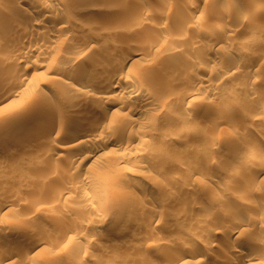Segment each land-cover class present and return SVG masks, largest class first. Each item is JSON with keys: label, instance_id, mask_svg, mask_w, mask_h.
I'll return each mask as SVG.
<instances>
[{"label": "rangeland", "instance_id": "obj_1", "mask_svg": "<svg viewBox=\"0 0 264 264\" xmlns=\"http://www.w3.org/2000/svg\"><path fill=\"white\" fill-rule=\"evenodd\" d=\"M48 1L50 4L52 3L51 5H53V8L51 9L52 12L47 11L45 12L46 15H40L41 18L39 16L38 18L40 19L37 21H42V24H52L53 26L55 25V22L51 15L55 14L54 11L56 12V10H60L62 12L64 11L69 18L66 22L61 23L65 25L67 30L65 33L64 31H61L63 34L55 31L54 28L53 30L52 27L49 28L50 31L47 30L48 28H45V30L43 29L44 31H42V29L40 30L45 34H48L49 32L56 33L60 39L64 38L62 40L64 45L62 44V47L60 46L61 49H59L61 51L58 49L61 53L59 52V55H57L56 58L53 59L51 58V55H47V59L46 57L34 53L28 58L31 60L27 61L28 64H31L34 60L42 61L44 59L45 63H50L51 61L56 62V66H60V64H64L66 62L65 59L67 57L65 56L73 54V46L71 43L74 45L76 41L79 43L81 41V44H86L88 41L87 44H92L88 47L87 51L85 50L86 52L84 51L79 54L77 64H80L81 62H90V60H96L98 62L101 60H111L113 62H118L117 58H120L119 54L117 52H112L113 48L120 46L131 50L137 48L146 52V56L141 62L144 65H148L147 67H152L149 68H151L152 72H154V76L155 74L165 76V78L163 77L164 81L162 83H160L162 78L156 76L157 78H160L158 84H163L161 87L158 85L161 88V91L158 89L161 93L157 91V89H153L149 78L145 77V80L144 77V79L140 77L142 83L147 82L144 83L146 88L154 93L159 92L160 95H162V91H165L166 89L169 90L171 88L173 93H175V96H179L185 91V89L187 90V88L190 87L187 80V75L189 73L185 72L189 69L187 68L189 66L187 65L188 63L185 64V59L183 60L184 62H181L183 59L181 58V60H177L181 63L179 64L174 60V62H176L174 63L175 66L171 67L175 68H171L169 66L170 62H167L164 59L168 56L167 54H170L171 52L167 50L168 47L170 48V45L168 44V46L167 44H164L162 40L165 38V42L169 39L172 40L170 42L176 43L182 39L183 42L181 41V47L183 48L184 45L185 49H189H186L188 51H195L196 49L197 52L195 51V53L198 55L200 54L199 56L201 59L212 58V60L219 62V57L221 55L223 56L226 51L230 54L232 52L231 55H234V58L238 57L240 53L243 58L240 59V64H238L239 69L237 68L236 70L237 74H233L231 79L229 78L228 81H226V86L228 84V88L230 89L229 86H232L233 84L238 87L239 85H245L247 83V85L251 87H254V85L257 84L256 87L259 89L255 87L254 89H256L259 93L257 92L253 95L240 91V94L238 93L236 95L240 97V100L239 97L216 100L210 98L211 102L213 100V102L216 103V108L214 109L213 107L214 111L211 109L212 112H216L215 116L217 117L218 112H222V110L225 113V115L222 116L223 120L220 119V127L213 132L211 131L212 133H210V135L209 132L206 131L207 129H205L208 127L205 126H207L211 119L209 115L211 112L208 114L198 110L192 114V108H188L185 105L188 110V114H192V117L189 119L186 118L188 119L186 120L188 123L185 121V124L187 123V125L183 126V128L186 129L181 130L182 135L173 139L174 133L179 130V123L175 117L177 115L181 116L187 112L184 105L180 106L174 103L169 109L160 111L159 109L162 108L156 109V112H160L159 114L163 115L160 117L156 114V112L151 113L149 119L151 120L152 125L147 127V129L150 130L148 137L151 138V141H156L158 136V141L164 142L167 147L157 150L152 148L153 145H149L145 147V149H143V146L140 144L135 146L134 144L136 142H134V136H136L135 134H137V131L140 129L138 126L129 127L124 134L122 133L123 135L119 134V136L121 139L123 137L126 140H130L132 144L134 143L133 147L130 149L131 154H134L132 159L127 160L126 162L124 161L120 167L115 164V166L110 167L109 165L108 167L106 166V160L103 159L104 161L101 160L91 164L90 166H85L82 170L79 169L78 171L73 169V172H69L67 174L66 170L69 161H66V159L68 160L66 156L71 153V148L67 147V150L64 148V150L61 151L57 147L63 144L70 145L73 144V142L75 143V141L66 139L65 131L56 136L52 135L51 138H49V134L43 130L46 123H48L50 118H52L49 115L56 114L58 111L65 109L66 111L70 110V113H73L72 115L74 116H83L85 111L86 113L90 111L92 105L99 108L101 101L98 99L92 100L90 109H88L87 104L75 107L71 103L66 102L64 98L66 93H72L74 90L68 91L64 86L60 85V83H56L58 85L57 86L54 82L52 83L49 80H46L45 78H47V75L50 74V71H47V73L45 72V74L43 73V69H39L37 71L42 72V74H40L37 71L32 73L31 70L30 72L32 74L30 73L28 79L24 81L25 83H28L26 86L30 87L31 85L29 86V84L31 83H41V87L43 89L36 91V89L38 90V88H36V92L32 91L34 84L31 86V90L30 88L29 91L25 89L29 92L28 95L31 94V92L35 94L34 97L32 94V100L30 99L31 97L27 96V98L23 95H20L21 97L18 96L19 98L14 100H3V102H0V117L3 113L23 105L25 100L28 101V99H30L28 103L31 104L33 101L44 98L43 96L47 93L52 95L57 92L59 100L55 105L48 108H41L38 110L39 112H35L32 115L35 118L33 119V117H31L33 121L31 119L30 121L26 120L27 122L23 120V123L27 126H23L22 121H20L15 125L13 124L10 126L7 130L4 129V132L0 129V160L3 162V164L0 162V164H2L0 165V202L2 199L4 201H9L11 204L13 203L11 206L12 209L10 208V210L5 213V216L0 217V225H2V229L0 228V239L3 240V243L6 245L13 244L17 246L28 244L29 239L24 236V229H29L32 234L47 236L45 246L42 248V252L44 253L39 257L38 262L36 261L37 264H50L52 258H58L60 264H71L72 261H77L78 264H166L168 262L167 259L171 257L175 248L185 246L188 242H196V244H200L203 240L211 237L213 244L210 246L211 249L208 248L209 250L206 251L208 253H203L194 258L189 256L190 259L187 263L206 264V262L212 261L216 254L221 253L223 246H229L228 243H231L232 245L240 244V248L244 249V247H247V245L252 243L250 241L260 240V238H258L260 237L259 232L258 234L256 233L258 229L254 227L253 229L251 226H248V223L239 224L240 222H238V219L241 220V214L242 216L255 215L257 218L264 216L263 182L258 183L257 181L253 183L254 185L259 184L260 187L262 185V191L259 189V186L258 188L256 186V189L252 183L243 187L244 190L242 188L240 190L241 186L238 185L242 182H240L241 178L239 179V175L242 177L245 174L248 175L249 173L257 172V169L260 167L258 166L260 161L255 155H252L251 151H253L258 144L264 145V132L263 130L261 132L260 127L262 123L261 121L263 120H258L253 123L255 117L264 118V96L261 94V92H264V85L262 84V77H264V61L262 63L263 70L257 71V73L248 72V75L246 74V69H243L245 68L244 64L253 56V54L258 53L264 56V30L256 32L252 27L250 28L251 23L249 24L248 22L241 21V14L242 12L244 13L245 8H247L244 0H198V3L196 2L197 4H192L193 6L190 4L191 0ZM31 2L32 0H0V6L10 9V11L15 13L22 7L29 9V4ZM188 3L191 6H189ZM232 3L235 5L237 10L228 15L224 14L221 22L216 23V9L220 13L225 12L226 9L224 11L222 8H225L226 5H232ZM183 16L186 18L188 17L189 21L185 20L188 21L187 23L181 22L183 20L180 19ZM262 18H264V10L258 19L259 21H257L264 25V19ZM23 19L24 22L22 20V23H20L21 21H15V25L12 26L26 27L27 25L30 29L31 22L27 20V18ZM13 21V18L9 15L0 13V33L5 31L4 29H8L7 25L12 27L11 24ZM223 23L225 24V27L223 26V32L221 31L219 33V38H222L223 35L230 33L228 30L230 27V29L234 31L231 32V35H229L230 37L228 36V40L230 41H223L221 44H218L217 28L222 26ZM18 24L19 26H17ZM27 27H23V29H28ZM225 28H227V30H225ZM206 30L215 33L217 39L214 41L215 44L213 48L201 49L200 47L199 49L196 43L199 44L202 39H205L206 41L210 39L203 34ZM252 34L259 35L262 40L260 39L259 42H257V40L248 47L245 43L249 36H252ZM69 39H71V41ZM156 41H161L164 44L161 45L162 47L159 49L160 51H155L154 49L153 44ZM168 41L166 43H168ZM67 42L68 44H65ZM243 44H245V46ZM68 48H72V50H69ZM164 48L166 49L164 50ZM162 50L164 52L160 53ZM62 56L65 58L63 59ZM52 57H54V55ZM177 57L179 58V56ZM228 57L231 58L230 56ZM228 57H223V71L226 69L225 64L230 63L233 60V58H231V60L228 59ZM201 59H198V61ZM25 62L26 61L21 63L23 64L21 66L25 67V65H27ZM183 64H185V67L187 66V69L182 66ZM209 69L210 68L206 66L205 69L201 71V76L207 77L210 73H213L212 75H215L214 77L217 76V78L220 76V69L216 70L218 72H211ZM241 69H243L245 73H242L243 76L241 74L238 76V70L240 71ZM1 72L4 73V70L1 71L0 69V74ZM217 73L219 74L217 75ZM260 79L262 81L261 83ZM25 83H23V87H25ZM76 84L77 85L75 86L79 85L77 82ZM54 89L58 90L54 91ZM75 92L77 93V91H74V94H76ZM109 94L113 95V97L115 96L117 99L127 98L125 94H120L117 91L110 92ZM60 97H62V99H60ZM130 100L134 106L140 103V99L137 97L135 99L131 98ZM28 103L25 102V104ZM30 104L28 105L30 106ZM163 111L165 112L163 113ZM119 113H121V117L125 116L128 118L130 117L131 119L137 118L138 116V114H134L131 109H128V106H126V108L123 107L118 114ZM21 123L22 125H20ZM17 124H19V127ZM35 125L36 127H34ZM99 133L100 134L96 135L90 143H93L94 145H97V143L99 145L101 143V139H99L101 138L100 130ZM193 133H198L200 136L192 139V136L194 135ZM242 133L248 134V137L244 138L245 141L243 140L244 149L242 148L241 152L234 156L233 153L235 151H232V146H229V142L227 141L230 138L229 136L240 137ZM161 136L163 137L162 139L160 138ZM214 138L217 140H214ZM188 145L189 148H191L190 154L180 156L179 150L183 146ZM41 147H43V149ZM46 147H49L51 150H46ZM114 149L116 148L108 146L106 154L108 156H114L113 153L117 154V152H119V150ZM45 150L46 152L50 151V154L46 153ZM20 153H23V156L20 155ZM121 153L119 152L118 155ZM207 157H213V160L211 161ZM116 167L118 170L115 169ZM220 167H225V172L227 170L226 175L225 172L222 171L224 172L222 173L223 175H212L213 179L210 178L212 173L220 170ZM110 168L113 169V174L117 175L119 179L115 187L113 189H109L106 193L101 194V197H105L106 200H110V198L124 200L126 198L128 203L131 204L129 205L131 207H129V211L125 214V217H121V221L117 224L114 223V218L118 215V205L108 210L104 204L100 203V200H97V194L94 196L95 202H92V205H90L83 197L84 192L75 187V185H79L81 183L85 175L90 176L94 175V173H96V175H100V173ZM230 170L233 171L232 174L230 173ZM189 171H195L196 176L191 175ZM210 171L211 173H209ZM175 174L179 176L178 178H180V181L177 182L181 185L172 181V177ZM230 174L234 176L236 174L237 175L236 177H233L230 176ZM228 175L231 177L229 180ZM39 178H44L45 180L42 179L43 181L38 183L37 180ZM232 178L235 182L231 181ZM218 180L223 183H219L221 187H218ZM234 183H236V185H234ZM252 186L255 191L257 190L256 192H261L260 195H258L259 193L256 194V192L252 189ZM127 187L129 190L126 189ZM142 187L155 189L154 196H143ZM176 187L179 188L180 193L182 194L178 193L179 199L177 198L175 200L172 197L174 194L173 192L174 190L179 192ZM246 188H248V190H245ZM212 190L216 191L212 192ZM210 191L212 194H210ZM213 193H217L219 195ZM239 193L241 194L237 197V194ZM216 195H221L222 197H226L227 195L228 199L230 196V201L227 198L225 201H229L228 203L231 205L228 203L225 205L223 204L225 203V201H223L224 197L221 200L222 202L220 201L221 197H217V200H215ZM242 196L248 199V201L250 199L253 204L250 202H248L249 204L244 203L246 199L242 198ZM212 197H214V199ZM257 197H260L259 202V199H256ZM192 198H200V206H195L194 208L192 204L193 201H191L193 200ZM154 203L156 206L154 208L157 210L155 211L153 209L154 213H152L151 208H153L152 206ZM226 205H228L227 208L224 207ZM237 215L240 216L238 217ZM74 224L75 226H73ZM77 224H82L81 228L79 227L80 225L78 226ZM72 227H76L75 229H77V227L80 228L81 234H77L78 230H76V233L71 232L74 230ZM249 227H251V229ZM245 228L249 232L245 231ZM66 229L71 230L70 235L72 237L70 236L71 238L66 241L57 243L60 234L64 230L66 231ZM38 230L40 231L37 232ZM243 230L246 233H243V236L241 235L237 239L236 236L239 232H244ZM251 230H253V232ZM94 231L99 233L94 236ZM40 232L41 234H39ZM230 232L233 234L231 235ZM244 235L246 237L249 236L248 239H250H246ZM246 240L248 241L245 242ZM254 241L252 245L254 249H258V251L260 249L263 251V247L259 246ZM263 252L261 259H259V262H261L260 264H264ZM235 255H237V253ZM201 257L202 262H199L198 259ZM193 259L198 262L195 263V261H192ZM25 263L32 264L30 261H26Z\"/></svg>", "mask_w": 264, "mask_h": 264}, {"label": "bare ground", "instance_id": "obj_2", "mask_svg": "<svg viewBox=\"0 0 264 264\" xmlns=\"http://www.w3.org/2000/svg\"><path fill=\"white\" fill-rule=\"evenodd\" d=\"M197 1L198 0H191L190 4L195 5L198 3ZM244 3L246 4L247 8H245V10H244L245 12L244 13L242 12V14H241V17H240V18H242L241 21L248 22L249 24L251 23L250 28L252 27L254 29V31H256V32L263 31L264 25L260 24L257 21H259L258 19L260 18L261 14L264 10V0H244ZM30 4H29L30 8L28 7L29 9L22 7L19 9V11L17 10V12H15V13L13 11H10V9H7V8L0 6V13L5 14V15H9L11 18H13L14 21L11 24V26L15 25V21L19 22L22 20L24 22L23 18H27V20H29L31 22L30 29H29V26L27 27V25H26V27L28 29H23V27L26 28L25 26H23V27L12 26V27H10L7 25L8 29H4L5 31H2L0 33V53H1V55H0V69H1V71L4 70V73H5L4 74L3 72H1V74H0V102H3V100H14L16 98H19L18 96H20V95L21 96L23 95L24 97L29 96V97H31L30 99L32 100V94L33 93L31 92V94L28 95V93H29L28 91H29V88L31 90V86H33L34 83L29 84V86L30 85L31 86L28 87V86H26L28 83H25L24 81L27 80L28 77L30 76L31 70H32V73H35L39 69H43L44 70L43 73H45V72L47 73V71H50V74H48L47 78H45L46 80H49L52 83L54 82V84L60 83V85L64 86L66 88V90H68V91H70V90L71 91L72 90L77 91V93L75 92L76 94H74V91H73L72 93H66V95L64 96L66 102L71 103L73 106L77 107V106H80L82 104H87L88 109H90V105L92 103V100L98 99L99 101H101L99 108H96L92 105L90 111L87 113L85 111V114L83 116L82 115L81 116L80 115L74 116V115H72L73 113H70V110L69 111H66L65 109H64L65 111L60 110L56 114L49 115L52 118H50L49 122L46 123V126L44 125L45 128L43 130L45 132H47V134H49L48 135L49 138H51L52 135L56 136L59 133L65 131V134H66L65 138L69 139L71 141H75V143L73 142V144H70V145L69 144L68 145L63 144V145H59L57 147L61 151L64 150V148H66L65 150H67V147L71 148V151H70L71 153H69V155L66 156L68 158V160L66 159V161L67 162L69 161L68 166H67V170H66L67 174L69 172H73V169L79 171V169L82 170V169H84L85 166H90L91 164H94L95 162H99L103 159L106 160L105 162L107 164L105 162H103V163L106 164V166H108V167H109V165H110V167L115 166V165L120 167L124 161L126 162L127 160L132 159V156L134 154L133 155L131 154L130 149L133 147L134 143L132 144V142L130 140H126L123 137L121 139L119 136V134H122V133L124 134V132L129 127H133V126L137 127L138 126V128L140 129L139 131H137L138 133L135 134L136 136H134V140H135L134 142H136L134 144L135 146L137 144H140L143 146L142 148L145 149V147H147L149 145H153L152 148L157 149V150L163 149L164 147H167L164 142L158 141V139H159L158 136H157L156 141H151L150 140L151 138L148 137L150 134V130H148L147 127L152 125V122L149 119V116L151 115L152 112H156V109L162 108V109H159V111L160 110H166V109L171 108L172 105L175 103V104H178L180 106L184 105L185 109H186L185 105L188 108L191 107L192 108V114H194V112H197L198 110H201L204 113H208V114L211 112L209 114L211 119L208 122L207 126H205V127H208L205 129H207L206 131L209 132V135H210V133H212L214 130H217L220 127L219 126V124L221 122L220 119L223 120L222 116L225 115V113L222 110V112L217 111L218 116L217 117L215 116L216 112L215 113L212 112L211 109H213V107H214V109L216 108L215 107L216 103L213 102V100L211 102L210 98L215 99V100L216 99H225V98H230V97H236L237 98L239 96H236V95L240 91H243L246 94L248 93V94H253V95H254V93L258 92L256 89H254V87L257 88L256 87L257 84L254 85V87L253 86L251 87V86L247 85L248 84L247 82H246L247 84L239 85V87L235 86L233 84L234 87H233V85L229 86L230 89L228 88V84L226 86V83H227L226 81H228L229 78L231 79V76H233V74H237L236 70H237V68L239 69L238 64H240V59L243 58V56H241L240 53H239L238 57L234 58L233 57L234 55L233 56L231 55L232 52L230 54V53H228V51H226V53H224L223 56L221 55L222 57L221 56L219 57V62L212 60V58L211 59L210 58L201 59L199 56L200 54L198 55L195 53L196 49H195V51H193V50L188 51L189 49L186 48V49H188V50H186L184 48V45L182 48L181 44H182L183 40L179 37L178 38L181 39L182 42L179 41V42L173 43V42H170L172 40L167 39V41L168 40L169 41H168V43H166L167 41L165 42V40H166L165 38H164V40H162V42H164V44H167V45L169 44L170 48H171V50L169 47L167 48V50H169L171 52H170V54H167L168 55L167 57L164 58L167 62H170L169 63L170 67L175 66L174 63H176V62H174V60L175 61H177L179 59L181 60V58H183L181 60V62H184L183 60L185 59L187 61V62L185 61V64L188 63L187 65L189 66V67L186 66L187 68H189V69H187L184 66L185 64L182 65L183 67H185V69H187V71H185V72L189 73L187 75V80H188V83L190 84V87L187 88V90L185 89V91L182 92L179 96H175V93H173L171 88H170L171 90L166 89L165 91H162V95H160V93H161L160 87L163 84L160 85L158 83L160 81V78H162V80L160 81V83H162L164 81L163 79L165 78V76H163V75L159 76L158 74L157 75L155 74V76H154V72H152V69H151L152 67L149 66V67H151V68H149V67H147L148 65H146V64L144 65L141 62L145 58L146 52L144 50L137 49V48L134 50L133 49L132 50L131 49H125L121 46L117 47V48H113L112 52H117L119 54L120 58H117L118 62H113L111 60H105V61L101 60L100 62H98L96 60H90V62H85V63L81 62L80 64H77L78 59H79V57H78L79 54L84 52L85 50L87 51L88 47L91 46L92 44L91 43L87 44L88 41H87V43L83 42L86 44H81L82 43L81 41H80V43L76 41V43H74V45H73V43H71L73 46V50H72V48L71 49L68 48L69 50L73 51V54H70L69 56L68 55L65 56V57H67L65 59L66 62L64 64H60L62 62L61 61L59 63L60 66H56L55 65L56 62L50 61V63L49 62L45 63L44 59L42 61L34 60V61H32L31 64L30 63L28 64L27 61L30 60L28 58L31 57V55H33L34 53L39 54L43 57H46L47 55H51V58H53V59L56 58L57 55H59V52L61 51L60 46L63 44L62 40L64 38L60 39L56 33H52V32L50 33L49 32L48 34H45V33H42V31H44L45 28L46 29L48 28L47 30L50 31L49 28L52 27V29L54 28L55 31H58V32L64 31V33H65L67 28H65V25L62 24L61 22H66L69 18V16L64 11L62 12L60 10L59 11L56 10V12H55L53 10L55 14H52L51 17L53 18L55 25L52 26V24L51 25L50 24H42L43 22L42 21L38 22L39 21L38 19L41 18L40 15H46L45 12L51 11V9L53 8L52 7L53 5H51L52 3L50 4L48 0H32V2ZM188 5H189V3H188ZM191 5H189V6H191ZM222 9H224V11L226 9V11L225 12L221 11L222 13H220L216 9V23L221 22V19L224 17V14L228 15V14L234 13V11L237 10V8L235 7V5H233V3H232V5H226L225 8H222ZM49 15H47V16H49ZM39 16H40V18H38ZM262 19H264V18H262ZM180 20H183V21H181L183 23L184 22L187 23L189 21L188 17L186 18L185 16L181 17ZM185 20H188V21H185ZM190 20H191V18H190ZM22 21L20 23H22ZM2 25H4V24H2ZM224 25L225 24L223 23L222 26L217 28V38L218 39L216 38V34L211 32V31L206 30L207 32L206 31H204L205 33L202 32L205 36L209 37L210 39H208V41H206L205 39L204 40L202 39V40H200V42L198 41L199 44L195 42L198 45L199 49H200V47H201V49L202 48L203 49L204 48L205 49L213 48V46L215 44L214 41H216V39H217L218 44L219 43L221 44V42H223V41H230V40H228L230 37L229 35H231V32L234 31V30L230 29L231 27L228 28L230 33L223 35L222 38H219V36H218L219 33L222 31ZM17 26H19V24ZM40 29H42V31ZM225 30H227V28H225ZM221 34H223V33H221ZM221 34H220V36H221ZM260 39H261V37L259 35L252 34V36L250 35L249 38L246 40L245 44H247L249 47L250 44H253V42H255L257 40H258L257 42H259ZM69 40L71 41V39H69ZM162 42L156 41L153 44L155 51L161 49V47H162L161 45L163 44ZM65 44H68V42ZM245 44H243V45L245 46ZM242 46H241V48H242ZM165 49L166 48H164V50ZM72 51H71V53H72ZM63 52H65V51H63ZM162 52H164V51L162 50L160 53H162ZM160 53H158V54H160ZM165 54H166V52H165ZM53 55H54V57H52ZM177 56H179V58ZM224 56L226 58L228 56H230L231 58H233V60L228 57V59H231L232 62L225 64L226 69L223 71L222 60H223ZM46 58L48 59V57H46ZM62 58H63V56H62ZM198 59H201V60L198 61ZM24 61H26L25 63H27V65H25V67L21 66V65H23L21 63H23ZM263 61H264L263 55L258 54V53L253 54V56L244 64L245 68H243V69H246V74H248V75H249L248 72H253V73L256 72L257 73V71L263 70V68H264L262 66ZM181 62L177 61V63H179V64ZM243 62H241V63H243ZM171 63H173L174 65ZM223 63H225V62H223ZM206 66L208 68H210L209 70L211 72L212 71L215 72L216 70L220 69V74L217 73V75L219 74L220 76H218V78H217V76L214 77L215 75L214 76L212 75L213 73L212 74L210 73L209 76H207V77L203 76L202 77L201 71L204 70ZM22 67H24V68H22ZM171 68H175V67H171ZM243 69H241L240 71L238 70V72H239L238 76H240V74L242 75V73L243 74L245 73V71H243ZM5 71L7 72V74ZM37 72L42 74V72H40V71H37ZM216 72H218V71H216ZM263 72H264V70H263ZM253 73H250V74H253ZM156 76H159L160 78L159 77L157 78ZM140 77L142 79H144L145 77L149 78L150 84H152L153 89H157V91L160 90L159 91L160 93L159 92L154 93V92L150 91L148 88H146L144 83H147V82L143 81L144 83H142ZM246 77H247V75H246ZM146 78H145V80H146ZM262 78H263L262 84L264 85V77H262ZM261 79H260V83L262 82ZM254 80H256V79H254ZM76 82L79 84L78 86H75V85H77ZM23 83H25L24 84L25 87H23ZM242 84H243V82H242ZM158 85H160V87ZM41 86H42L41 83H35L34 86L32 87V91H35L36 88H38V90L36 89V91H40L39 89H43ZM258 87H260V86H258ZM25 89H27L28 91ZM257 89H259V88H257ZM57 90L54 89V91H57ZM113 91H117L120 94H125L127 96V98H125V99H123V98L119 99L118 98L117 99V98H115V96L113 97V95L109 94L110 92H113ZM60 93H62V92H60ZM97 93H100V94H97ZM53 94H55V95H53ZM53 94L51 95L50 93H47L45 96L42 95L44 98L37 100V101H33L35 103L31 102V104L28 103V101H30V99H28V101L25 100L23 102V105L18 106L17 108L12 109L11 111H7V112L3 113V115H1V117H0V129L2 131L4 129L7 130L10 126H12L13 124L15 125L16 123H18L20 121H22V123L26 120L30 121L31 117H33L32 115L35 112H37L39 109L48 108L50 106L55 105L56 103H58L59 98L57 96V92H55ZM261 94H262V96H264V92L263 93L261 92ZM34 96H35V94H33V97ZM62 97H63V95H62ZM62 97H60V99H62ZM136 97L138 99H140V103H138V104L135 103L136 105L134 106V104L132 103V101L130 99L131 98L135 99ZM209 99H210V101H209ZM65 100H64V102H65ZM234 100H235V98H234ZM239 100H240V97H239ZM25 102L30 104V106L28 104H25ZM214 103H215V105H214ZM83 106H85V105H83ZM126 106H128V109H131L134 114H138L137 118L131 119L130 117L128 118V117H125L123 115H122L123 117H121V113L118 114V112L120 110H122L123 107L126 108ZM87 107H85V108H87ZM214 109H213V111H214ZM186 111L187 112H185L181 116L177 115L178 117L177 116L175 117V118H177L176 120L179 123V130L174 133L173 139H176L179 135H182L181 130H185L186 128L184 129L183 126L187 125V123H188L186 120H188L189 118L192 117V114H188L187 109H186ZM164 112L165 111H163V113ZM159 113L160 112H156V114H158V116L161 117L163 114L160 115ZM34 118L35 117H33V119ZM121 118H123V119H121ZM186 118H188V119H186ZM258 120L264 121V118L255 117V119L253 120V123H255ZM185 121L187 122L186 124H185ZM263 121H261L262 123L260 125L261 132H262V130L264 132V122ZM22 123L20 125H22ZM17 125L19 127V124H17ZM24 125L25 124L23 123V126ZM25 126H27V125H25ZM34 127H36V125ZM99 130L101 132V138H99V137H97V138L101 139V141H100L101 143L99 145H98V143H97V145H94L93 143H90V142L92 141V139L96 135L100 134ZM26 133H27V131H26ZM32 133H33V131H32ZM130 133H129V135H130ZM193 134L194 135L192 136V139L197 138V136H200L198 133H193ZM166 136H167V134H166ZM229 137H228L229 138L228 141L227 140L226 141L229 142V146H232V151L233 150L235 151L233 153V155L235 156V155H237V153L241 152L242 148L244 149V147H243L244 141H245L244 138L248 137V134L242 133V135L240 137H238V136L237 137L229 136ZM160 138L162 139L163 137L161 136ZM214 140H217V139L214 138ZM212 142H214V141H212ZM170 143H171V141H170ZM108 146H113L117 150H119L120 153L121 152L122 153L120 155H118L119 152H117V154L113 153L114 156H112V155L108 156L106 154L107 153L106 149L108 148ZM43 147H41V148L43 149ZM19 148H20V146H19ZM21 149H22V147H21ZM116 149H114V150H116ZM255 149H256V151H255ZM255 149L254 150L252 149L255 152H253V151H251V152H252V155H255L258 158V160L260 161V162L258 161L260 163L258 166H260V167L257 169V172L249 173L248 175L245 174V175H247L246 177H244L245 175L241 177L239 175V173L237 172L239 175V179L241 178L240 182L242 181L240 184H238L241 186V187L238 186V187H240V190H241V188L244 190L243 187H246V186H248V184L250 185V183L253 184L257 181H258V183L263 182V185H264V145L258 144V146ZM46 150H51V149H49V147H46ZM46 150H45V152H46ZM52 150H54V149H52ZM190 150H191V148H189V145L183 146L179 150V155L180 156L187 155V154L189 155ZM230 151H231V149H230ZM232 151H231V154H232ZM43 153H44V150H43ZM46 153L50 154V151L46 152ZM22 154L23 153H20V155H22ZM109 154H111V153H109ZM207 158L210 159L211 161L213 160V157H211V158L207 157ZM134 160H136V159H134ZM0 162H1V160H0ZM1 163L3 164V162H1ZM2 164H0V165H2ZM100 164H102V163H100ZM224 168L220 167L221 171L219 170L218 172L212 173L210 178L213 179L212 175L213 176H220L222 173L225 172ZM115 169L118 170L117 167ZM217 169H219V168H217ZM86 170H87V168H86ZM107 170H109V171H107ZM107 170L100 173V175H96V173H94V175H90V176L85 175L84 178L82 179L81 183L79 185H75V187L81 189L84 192L83 197L88 202V204H90V205H92V202H95L94 196L96 194H97L96 195L97 200H100L101 202L100 201L99 202L104 204L108 210H110L113 207H115L116 205H118L117 206L118 207V209H117L118 215L114 218V220H115L114 223L117 224V223H119V221H121L120 220L121 217H125V214H127V212L129 211V207H131L129 205H131V204L128 203L126 198L124 200H116V198H110V200H106L105 197H101V194L106 193L107 191H109V189H113L115 187V185L117 184L118 179H119V177L117 175L113 174L114 173L112 171L113 169L110 168ZM198 170H195V171H198ZM195 171H189V172L191 173V175H195L196 174ZM202 171H204V170H202ZM222 171H224V172H222ZM232 172L233 171H231L230 173L232 174ZM209 173H211V171ZM226 173H227V170L225 172V175H226ZM115 174H117V173H115ZM231 174H230V176H233V177H236V175H237L236 174L234 176ZM180 176H181V174H180ZM228 176H227V178H228ZM230 176H229L228 180L231 178ZM178 177L179 176L177 174L173 175V177H172V181H174L176 184L178 183L177 181H180V178H178ZM42 179H44V178H42ZM42 179L39 178L37 180V182L41 183V181H43ZM216 181H217V179H216ZM231 181L235 182L233 178ZM219 183H222V182L221 181L219 182V180H218V185H219ZM230 183L233 184L232 182H230ZM178 184H180V183H178ZM234 185H236V183H234ZM168 186H170V185H168ZM208 186H211V185H208ZM254 186H255V188L257 186V188H258L259 184L258 185L255 184ZM218 187H221V186L219 185ZM179 188H177V189L179 190ZM208 188H210V187H208ZM126 189L129 190L128 187ZM141 189L143 191V196H145V197H151V196H154V194H155V189H149L146 187H142ZM216 189H217V187H216ZM252 189L254 190L253 186H252ZM259 189H261V191H262V189H263L262 185H261V187L259 186ZM213 190H214V187H213ZM213 190H212V192L216 191V190L215 191H213ZM243 190H242V192H243ZM245 190H248V188H246ZM212 192L210 194H212ZM173 193L174 194L172 197L176 200L179 197L178 193H180V190H179V192L174 190ZM260 193H261L260 191L256 192V194H258V195H260ZM180 194H182V193H180ZM213 194H217V193H213ZM240 194L241 193L237 194V197L240 196ZM9 195H10V193H9ZM217 195H219V194H217ZM217 195L215 196V200H217L216 199L217 197H219V198L221 197V199H220V201H221L222 198L224 197V196L222 197L221 195L220 196H217ZM243 196H245V195H243ZM243 196H242V198H245ZM227 197L228 196L226 195V197H224L223 201H225V199ZM212 198L214 199V197H212ZM259 198L260 197H257L256 199L258 200ZM169 199H171V198H169ZM199 199L194 198L193 200H191V201H193L192 204H193L194 208H195V206H200L199 204H201V201ZM230 199H231V197L229 196L228 200L230 201ZM229 201H225V203H223V204L225 205ZM245 201H244V203H248V202L252 203L250 201V199H249V201H248V199H246ZM259 201H260V199L258 200V202ZM231 203H232V201H231ZM12 204L7 200L4 201L1 199L0 217L5 216V213H7L8 210H10V208L12 209V207H11ZM228 204H230V203H228ZM260 204H261V202H260ZM152 207H153V208H151L152 210L151 209L150 210L152 211V213H154V210L155 211L157 210L154 208V207H156L155 203ZM224 207L227 208L228 205H226ZM240 218H241V220L238 219V222H240L239 224L248 223L249 224L248 226H251L252 228L254 227V228L258 229V231L256 233L258 234V232H259L260 237H258V238H260V240H258V241L253 240V241L256 244H258L259 246H262L264 249V216L261 218H257V216H255V215H253V216L252 215L251 216H249V215L242 216V214H241ZM1 220H2V218H1ZM223 221H224V219H223ZM222 223H224V222H222ZM82 224H79L80 226L78 224L77 225L81 228ZM73 226H75V224ZM83 226H84V224H83ZM251 227H249V228L251 229ZM0 228L2 229V225H0ZM72 228H74V230H72V231L67 230V229H66V231L64 230L60 234V237L58 238L57 243L64 242L67 239L71 238L72 236L70 235V231L73 233L74 232L76 233V230H78L77 234H81L80 228H78V227H77V229H75L76 227H72ZM250 229H248V230H250ZM24 230H25V232H24ZM24 230H23L24 236L29 239L28 240L29 243L26 245H22V246H17V245H13V244L12 245H6L3 243V240L0 239V264H17V263L22 264V263H25L26 261H30L32 264H37L39 257L44 253V252H42V248L45 246L47 236L46 235H37V234H36L37 235L36 236L35 234H32L31 230H29V229H24ZM39 231L40 230H38L37 232H39ZM245 231H247L246 228H245ZM245 231L239 232V234L236 236V238L238 239V237L241 236L243 233L245 234L246 233ZM251 231L253 232V230H251ZM247 232H249V231H247ZM97 233H99V232L94 231V233H93L94 236H95V234L97 235ZM39 234H41V232ZM230 234H231V232H230ZM228 236H230V235H228ZM244 237L246 239H248L249 236L246 237L244 235ZM248 240H246L245 242H247ZM241 241H243V240H241ZM253 241H250L252 243L247 245V247H244V249L240 248V246H239L240 244L232 245L231 243H228L229 246H225V247L223 246L222 250L220 249L221 253H219V254L215 253L216 255H215L214 259L210 262H206V264H260L261 262H259V259H261V256L263 255L262 252L264 250L262 251L259 249V251H258V249L257 250L254 249V247L252 246ZM16 244H18V243H16ZM212 244L213 243H212L211 237L207 238L206 240H203V242L200 244H196V242L195 243L194 242H188L185 246L175 248V251L172 252L173 254L171 255V257L167 259L168 262L166 264H187L189 262L188 260L190 259L189 256H192V258H194L198 255L203 254V253H208L206 251L209 250L208 248H210V246H212ZM256 244H254V245H256ZM236 253H237V255H235ZM213 256H214V254H213ZM192 261H195V260L193 259ZM198 261L202 262V257L200 259H198ZM198 261H195V263ZM27 263H29V262H27ZM50 264H60V261L58 258H54V259L52 258ZM71 264H78V262L72 261Z\"/></svg>", "mask_w": 264, "mask_h": 264}]
</instances>
